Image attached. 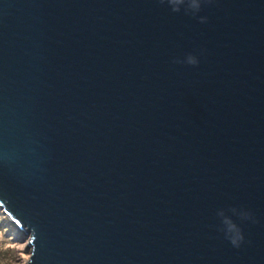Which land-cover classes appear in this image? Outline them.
<instances>
[{
	"label": "water",
	"instance_id": "obj_1",
	"mask_svg": "<svg viewBox=\"0 0 264 264\" xmlns=\"http://www.w3.org/2000/svg\"><path fill=\"white\" fill-rule=\"evenodd\" d=\"M0 207L28 264H264V0H0Z\"/></svg>",
	"mask_w": 264,
	"mask_h": 264
},
{
	"label": "rangeland",
	"instance_id": "obj_2",
	"mask_svg": "<svg viewBox=\"0 0 264 264\" xmlns=\"http://www.w3.org/2000/svg\"><path fill=\"white\" fill-rule=\"evenodd\" d=\"M0 264H28L32 248L26 236L0 207Z\"/></svg>",
	"mask_w": 264,
	"mask_h": 264
},
{
	"label": "trees",
	"instance_id": "obj_3",
	"mask_svg": "<svg viewBox=\"0 0 264 264\" xmlns=\"http://www.w3.org/2000/svg\"><path fill=\"white\" fill-rule=\"evenodd\" d=\"M1 220V219H0ZM1 222V221H0Z\"/></svg>",
	"mask_w": 264,
	"mask_h": 264
}]
</instances>
